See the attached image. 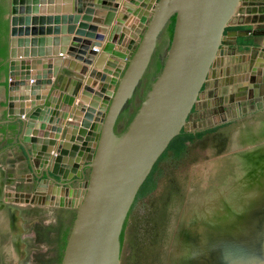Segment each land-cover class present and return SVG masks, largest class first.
I'll list each match as a JSON object with an SVG mask.
<instances>
[{
  "label": "water",
  "instance_id": "obj_1",
  "mask_svg": "<svg viewBox=\"0 0 264 264\" xmlns=\"http://www.w3.org/2000/svg\"><path fill=\"white\" fill-rule=\"evenodd\" d=\"M73 1L76 2L74 9L77 15L71 14L72 6L69 4L72 0H10L7 16L10 43L6 61L9 72L8 77L3 79L4 85L0 86V96L4 95L3 104H7L13 116V89L17 86L26 87L31 93L29 98H24V108L16 120L5 123L19 122V140L25 155L29 160L40 157L43 164L47 165L52 156V152L46 153L51 150L47 144L52 145L54 142L41 147L40 138L32 137L35 125L47 123L65 126V119L71 110L77 114L78 109L73 108L74 97L70 95L60 103L51 99L50 83L42 87L41 82H34L35 78L28 72L26 79L24 76L21 79L18 77L21 67L27 65L30 68L24 58H36L39 55L36 50L30 51L29 47L36 48L43 43L58 46L60 39L31 40L19 36L24 32L30 34L28 30L22 29L24 26L68 24L69 27L62 31L75 33L82 38L76 37L83 43L80 54L84 57L78 58L86 63L80 71L82 74L90 72V78L102 84L103 94H99L102 96V118L96 127L88 163L82 168L83 173L85 168L90 169L88 180L79 184L80 190L67 189L71 198L80 200L76 204V217L60 264H121V238L139 192L172 141L185 131L209 78L222 66L223 62L219 64V61L228 55L224 45L225 33L239 13L243 0H152L154 3L148 0ZM61 12L71 15L61 19L58 15ZM45 13H56L57 16L29 17L43 16ZM173 19V35L162 71L127 129L118 134V118L146 74L159 38ZM128 21L136 23L137 28L131 25L132 22L127 24ZM56 28L55 31L59 33L60 29ZM128 28L134 30L137 43L132 40L124 44L121 32L131 34ZM51 30L49 28L47 32ZM33 32L36 35L37 30ZM40 32L43 33V29ZM95 47L101 48L100 55ZM64 50L61 49L62 54H75L74 48ZM89 50L90 58L87 54ZM97 55L96 59L93 58ZM89 67L94 68L90 71ZM256 73L257 69H253L252 76ZM263 89L257 93L262 95ZM66 130L71 136L77 135L73 123H69ZM263 134L249 133L247 140ZM65 146L69 148L73 144ZM67 148L61 149L65 152ZM72 149L73 152L77 150L74 147ZM258 155L254 151H240L234 156L237 167L233 171L241 174L239 172L242 169L255 166ZM84 156L81 150L76 163L80 164ZM54 161L53 170L45 169L41 175L37 174L33 165L31 170L35 178L41 180L46 176L55 184L49 187L47 194L40 191V195H49L48 199L52 195L61 206H65L66 198L61 195V187L67 185L65 182L71 176L69 171L59 173L60 157H55ZM77 175L81 176V173ZM73 202L77 201L73 199ZM208 204L199 206L196 202L198 206L190 213L194 217H203ZM236 207L239 214L235 219L227 218L226 222L218 223L215 228L192 226L188 229L187 251H183L198 256L191 264H264V197L260 198L259 194L250 202H238Z\"/></svg>",
  "mask_w": 264,
  "mask_h": 264
},
{
  "label": "flooded vegetation",
  "instance_id": "obj_2",
  "mask_svg": "<svg viewBox=\"0 0 264 264\" xmlns=\"http://www.w3.org/2000/svg\"><path fill=\"white\" fill-rule=\"evenodd\" d=\"M8 4L10 9V0H8ZM169 27L170 25L165 28L160 36L146 74L137 86L128 106L122 111L118 118L116 126L118 134L127 129L132 116L138 110L152 84L161 73L159 67L160 65H164L171 40ZM216 71L217 74L220 75L214 77L212 74L208 80L209 82L213 78L217 84V87L211 92L212 96L210 99L202 98L206 91L204 90L201 99H199L197 106L188 120L191 129L196 127L197 130L189 131L185 129L182 133H190L196 136L213 130L219 131L225 129L227 132L238 130L241 134L239 141L241 151H254V153H258L259 155L254 164L255 166L242 170L240 169L241 171L239 173L241 174H236L233 178L237 181L231 189L232 191L228 200L225 198L227 201L221 202V200H216L207 205L205 208V215L201 217L203 219L199 220L203 225H205V222L209 223L210 218L216 221L219 219V216L220 220H218V222H222V217L224 216L226 217V219L223 218L224 222L227 221V218L235 219L236 215L239 214L237 213L239 209L236 207V204H238V202H244L245 200L243 198H247L245 196L249 195L250 191L246 187H258L259 179H264V150H262L264 148V93L262 95L258 94L261 93L264 82H260V84L257 82V85L253 84L254 88L248 89L246 86L243 87V90L241 89L236 93L230 94L229 90L221 89L224 87L220 77L223 69L219 67ZM251 83H256L255 79H251ZM225 87L227 88V86ZM8 120L16 119H10L0 114V123H3L0 124V129L3 127L5 128V132L0 133V264H20L19 262L27 252L35 256L39 251L40 253L47 254L46 259L51 258L54 260V258L59 257L62 260L66 241L77 211L76 204L73 202V198L76 199V197L71 198L67 189L80 190L79 184L88 180L90 169L85 168V173H83L82 168L84 165L77 164L76 162L74 163L73 161L70 162L69 165L66 163L63 164L61 159V171L59 173L64 174L66 171H69V176H71V178L65 182L67 185L61 187V195L66 198L65 206H61L52 195H50L48 199L47 197H49V195L46 194L49 187H53L55 184L48 180L46 176H43L41 180L35 178L31 170V165L35 168L37 174L41 175L45 169L51 168L53 170L55 164L54 159L50 160L47 165L46 163L43 164V161L37 156L29 160L25 155L24 148L20 144V129L17 126L19 122L5 123ZM249 133H261L263 135L252 136L251 140H247ZM69 149V151H73L72 147ZM79 152L80 151L75 154V161ZM11 154L15 157L17 168L10 169V167H8L9 163L12 164L11 159H8ZM25 157L28 160H24L23 158ZM242 163L240 165H242ZM74 171L76 174H74ZM79 173H81V176L77 175ZM28 176H32L33 178H27ZM17 180L22 181L17 182ZM40 191L46 194L40 195ZM11 194L15 195L13 196ZM18 194L24 196H17ZM28 195L30 196L29 198L27 197ZM225 203L228 204V207ZM73 204H75V206ZM232 206L235 207L233 210L236 212L230 213ZM228 208H230V210ZM187 214L190 218L192 217V219L200 218L197 215L194 217L192 213L189 212H187ZM231 214H234V216ZM197 220H195L196 223H199ZM129 221L130 216L125 226L124 239ZM186 222H189V220L184 221L177 218L175 223V226L178 228L177 234L182 230ZM162 223L164 224L163 220ZM23 224L28 225V229H26L25 226L26 231L21 233V225ZM187 233V230L179 233L181 249H185L186 251ZM176 236L177 235H175L173 240L175 244ZM29 240L33 242L32 245L30 243V246L27 245ZM177 249L179 248L177 247ZM180 254H182V257L179 264H191L194 262L195 256H197L188 255V253L184 251L177 253L173 252L172 255L178 258ZM34 264L37 263L35 262Z\"/></svg>",
  "mask_w": 264,
  "mask_h": 264
},
{
  "label": "crops",
  "instance_id": "obj_3",
  "mask_svg": "<svg viewBox=\"0 0 264 264\" xmlns=\"http://www.w3.org/2000/svg\"><path fill=\"white\" fill-rule=\"evenodd\" d=\"M86 3V0H84ZM115 1V0H114ZM118 0H116L117 2ZM147 1V0H146ZM149 3H152V0H148ZM119 2V1H118ZM154 3V2H153ZM76 2L72 0V3L69 4L72 6V15H77L74 8ZM68 5V4H67ZM48 6V4L46 5ZM64 7V4L62 5ZM74 10V12H73ZM63 12V10H61ZM58 14L59 17L62 19L64 16L69 17V14L62 13ZM57 16L56 13L48 14L45 13L43 16L40 15H31L29 17H55ZM132 17H129L131 19ZM235 20L234 26H232ZM132 21H128L127 24L131 23ZM137 28L136 23H131ZM38 25H30L28 27L24 26L22 28L24 30H28L30 34L24 32L19 38L22 39H60V44L55 46L54 44L43 43V45H39L35 47H29L30 51L36 50L37 57H29L24 58L28 62L30 68L21 67L19 71V79L21 76H24L26 79V73H30L31 77H34V82L39 81L41 82L42 87L43 85H47L50 83L52 85L51 90V99L55 102H64L65 97H74L73 108L78 109V113H69V115L65 119V126H55L47 123H37L34 127V132L32 137L40 138L41 147L45 143L54 142L52 145L47 144L48 147H51V150H47L46 153H51L52 156L50 160L55 159V157H60L62 159L63 164L66 163L67 165L70 162H76L75 157L78 151H84L85 156L80 162V165H85L88 162L91 152V145L94 138V134L96 131L97 125L100 123L102 118V113L100 112V99L102 96L99 94L102 93V84L99 81L90 78V72H86L82 74L80 69L85 65L83 59L78 57H84L80 54V50L82 49L83 43L79 42L78 39H82L76 34H70L67 31H62L63 28H68L67 25L60 24L58 26H43L37 27ZM58 27L60 29L59 33L56 32L55 29ZM230 27L237 28L235 31L232 30L231 32L227 33L226 39H224L225 48L228 49V55L222 58L219 61V64L222 63L220 66L223 69L221 73V83L224 84V87L221 89L229 90V93H236L243 90V87L251 89L253 84L257 85V82H264V0H243L242 7L239 13L235 16L233 21L231 22ZM51 28V32H47V30ZM36 29V35H34L33 30ZM40 29H43V33L40 32ZM78 29V26H77ZM242 29V30H241ZM20 31L21 28H18ZM247 34H244L241 31H244ZM129 33L121 32V37L124 36L125 45L129 44L130 41L134 40L137 43L136 34L132 28H128ZM134 33V34H133ZM242 33V34H240ZM55 34L57 36H55ZM74 48V56L67 55V53H61V49ZM95 51H97L98 55L101 53L100 47H95ZM98 49V50H96ZM28 51V50H26ZM39 51L41 53H39ZM29 52V51H28ZM49 52V53H48ZM89 50L87 54L89 53ZM95 56L93 58L98 57ZM36 63H32L35 62ZM122 63L121 61H119ZM94 67H89L88 69L91 71ZM257 69V73L255 76H252V70ZM219 71V70H218ZM220 74L216 73L215 76H219ZM216 77V78H217ZM251 79H255L256 83H251ZM227 86V88L225 87ZM217 87L215 79L212 78L206 86V91L202 98L210 99L211 92ZM254 88V87H253ZM227 92V91H226ZM50 93V92H49ZM54 93V94H53ZM27 97L23 98L22 95ZM13 97H14V106L12 110L15 115L11 116L9 113V109L7 108V104H3L4 95L0 96V114L3 116H7L10 119H16L23 110L24 106V98H29L31 93L24 87L17 86L13 89ZM210 95V96H209ZM17 101V102H15ZM47 104V103H46ZM3 107V108H1ZM69 123H73L76 125L77 135L71 136L67 133L66 126ZM44 142V143H43ZM30 146L29 143H26ZM73 144L72 147L76 148L74 152L65 145ZM22 146V145H21ZM40 146V145H39ZM61 148H67L64 152ZM74 153V154H73ZM59 154V155H58ZM12 155V156H11ZM8 159L12 161V164L9 163L8 167L10 169L17 168V162L15 161V157L11 154ZM74 155V158H72ZM24 160H28L26 157L23 158ZM35 162V160H34ZM61 169L59 170V172ZM33 178L32 176H28L27 178ZM16 178V177H15ZM19 179V178H17ZM22 180H17V182H21ZM77 199V197H76ZM75 199V200H76ZM77 201V200H76Z\"/></svg>",
  "mask_w": 264,
  "mask_h": 264
},
{
  "label": "rangeland",
  "instance_id": "obj_4",
  "mask_svg": "<svg viewBox=\"0 0 264 264\" xmlns=\"http://www.w3.org/2000/svg\"><path fill=\"white\" fill-rule=\"evenodd\" d=\"M234 23L235 20L232 26ZM236 29L230 27L229 31ZM245 31L241 32L247 34ZM186 129L197 130L196 127L191 129L189 122ZM240 137L238 130H213L198 134L190 140L182 139L184 146L178 143L165 152L141 188L131 211L121 264L178 262L179 258L172 255L173 252L183 251L181 248L177 249L173 242L178 229L175 226L176 220H184L185 214L190 213L195 206L215 200H228L237 181L233 179L236 176L233 168L237 167L234 156L241 151ZM79 200L78 198L75 204H78ZM196 202L198 205H195ZM225 204L228 207V204ZM25 226L28 229V225H21V233L26 231ZM30 243L32 245L33 242L29 240L27 245L30 246ZM39 253L40 251L33 256L27 252L19 263H60L59 257L54 260L46 259V253Z\"/></svg>",
  "mask_w": 264,
  "mask_h": 264
},
{
  "label": "trees",
  "instance_id": "obj_5",
  "mask_svg": "<svg viewBox=\"0 0 264 264\" xmlns=\"http://www.w3.org/2000/svg\"><path fill=\"white\" fill-rule=\"evenodd\" d=\"M8 14H9L8 0H0V86L4 85L3 79H6L8 77V72H9V66H8V63L6 62L9 57V43H10L9 41L10 28H9V20L7 19ZM173 28H174V19L172 20V23L170 24V27H169L171 38L173 35ZM229 30H230V27L226 30L225 34H227ZM159 68L162 71L163 65L162 66L160 65ZM134 115L132 116V118L134 117ZM4 132H5V128L3 127L0 129V133H4ZM192 137H194V135L190 133H185V132L182 133L180 136H178L172 141L168 150L172 146H176L178 143L184 146L182 139L190 140ZM121 239L123 243L124 233L122 234Z\"/></svg>",
  "mask_w": 264,
  "mask_h": 264
},
{
  "label": "bare ground",
  "instance_id": "obj_6",
  "mask_svg": "<svg viewBox=\"0 0 264 264\" xmlns=\"http://www.w3.org/2000/svg\"><path fill=\"white\" fill-rule=\"evenodd\" d=\"M258 184H259V186H258V187H255V186H254V188H253V186L246 187V188L249 189V191H250V192H249V195H248V196H245V197H247V198H243V199L245 200L246 203H247V201L250 202L252 199L256 198L259 194H260V198H261V197H264V179H259ZM244 188H245V187H244ZM246 188H245V189H246ZM230 189H231V188H230ZM245 189H244V190H245ZM251 190H252V192H251ZM239 198H240V197H239ZM248 209H249V208H248ZM218 218H219V219L216 220L217 223H216V221H214L212 218H210V219H209L210 222H209V223H206V222H205V225H203V224H201V223L199 222V220H202L203 218L201 219V217H200V218L192 219V217L190 218V217L188 216V214L186 213V214H185V217H184V221L189 220V222L184 223V226H183L182 230L179 231L178 234H177V236H176V245H177V247H178V248H181V246H180V239H179V233H180V232H182V231H184V230H187V231H188V229H189L190 227H192V226H194V227H206V226H209V227H213V228H215L216 225H217L218 223H220V222H218V220H220V216H219ZM223 218L226 219V217L224 216V217H222V221H223ZM197 219H198V220H197ZM195 220H197L199 223H196ZM212 221H213V222H212ZM223 222H224V221H223ZM221 223H222V222H221ZM220 226L222 227V224H220ZM221 227H220V228H221ZM188 232H189V231H188ZM177 238H178V239H177ZM181 257H182V254L179 255L178 258L181 259ZM196 258H197V256H195L194 261H195ZM180 259H179L178 262L175 263V264H179ZM193 263H194V262H193Z\"/></svg>",
  "mask_w": 264,
  "mask_h": 264
},
{
  "label": "built area",
  "instance_id": "obj_7",
  "mask_svg": "<svg viewBox=\"0 0 264 264\" xmlns=\"http://www.w3.org/2000/svg\"><path fill=\"white\" fill-rule=\"evenodd\" d=\"M96 50H98V49H96Z\"/></svg>",
  "mask_w": 264,
  "mask_h": 264
}]
</instances>
